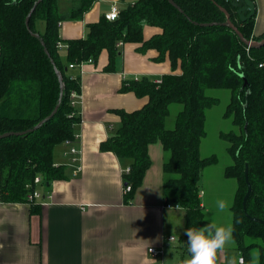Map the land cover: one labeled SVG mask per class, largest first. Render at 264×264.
Returning <instances> with one entry per match:
<instances>
[{
    "label": "trees",
    "instance_id": "16d2710c",
    "mask_svg": "<svg viewBox=\"0 0 264 264\" xmlns=\"http://www.w3.org/2000/svg\"><path fill=\"white\" fill-rule=\"evenodd\" d=\"M94 1L76 0L59 13L58 0H0V134L24 132L0 137L1 198L23 202L37 186L35 176L47 187L63 174L62 166L53 164V148L72 138L79 117L71 94H80L79 77L69 74L66 66L95 61L106 49L107 68H111L118 43L142 42L141 49L158 51L157 59L167 53L171 69L179 66L180 72L163 74L158 83L145 76L124 81L121 91L147 95L148 101L137 110H118L120 124L100 149L130 160L123 182L130 185L126 194L131 196L150 163L147 145L160 141L165 152L163 188L174 192V204L185 210V232L200 228L209 223L198 195L201 170L217 161L214 154L201 157L199 153L206 133L205 111L218 101L206 91L228 89L223 117L230 118L235 129L219 135L226 140L232 160L223 175L237 182L230 208L232 237L243 264L253 263L254 250L259 253L258 264H264V66H258L264 63V44L246 46L223 24L228 15L246 39L260 40L264 33H253L254 17L241 21L232 0H172L181 11L169 0H135L119 9L116 19L102 15L87 25L84 37L67 40L62 61L58 23L80 19ZM33 7L28 29L25 19ZM37 20L44 22L42 32ZM144 23L162 32L143 41ZM56 69L63 84L60 99ZM173 103L181 108L173 127L167 128L165 120ZM57 104L55 113L38 125ZM246 165L251 192L244 211ZM183 239L187 245L185 233Z\"/></svg>",
    "mask_w": 264,
    "mask_h": 264
},
{
    "label": "crops",
    "instance_id": "0c3cea01",
    "mask_svg": "<svg viewBox=\"0 0 264 264\" xmlns=\"http://www.w3.org/2000/svg\"><path fill=\"white\" fill-rule=\"evenodd\" d=\"M74 2L58 0V12H66ZM134 2L95 0L80 19L60 21L57 47L62 61L67 40L84 37L87 25L97 22L112 6L119 10ZM253 2L256 8L253 33L260 35L264 33V0ZM36 26L42 32L44 22L37 20ZM161 32L160 27L144 23L142 39L145 41ZM118 46L111 68H107L106 49L101 50L95 61L72 68L66 66L69 74L79 77L80 94L74 105L79 120L73 125V136L53 148V164L62 166L63 174L52 179L47 187L37 184L36 188L50 197H42L35 204L9 202L0 196V264H186L190 259L191 253L183 239L185 210L180 206H164L175 202L174 192L163 188L165 152L161 142L147 145L150 163L131 196L123 192V174L130 160L99 147L118 128V110H137L148 101L147 95L121 91L123 82L179 73V66L172 70L167 53L157 59L158 51L141 49L142 42H124ZM173 124L172 121L168 126L165 120L167 128ZM71 147L76 149L73 154L69 151ZM224 167L213 179L222 184L215 195L210 190L213 181L209 184L206 176L199 185L201 170L198 195L209 223L213 221L205 213L217 209L213 202L227 201L230 206L223 211L225 218L220 226L231 227L230 208L237 182L223 175ZM224 186H230L227 195ZM170 236L175 240L168 241ZM178 243H182L188 258L179 255ZM148 248L160 253L152 254ZM255 253L256 250L253 256ZM239 256L241 253L233 241L218 253V264L233 261L237 264Z\"/></svg>",
    "mask_w": 264,
    "mask_h": 264
},
{
    "label": "rangeland",
    "instance_id": "374dc122",
    "mask_svg": "<svg viewBox=\"0 0 264 264\" xmlns=\"http://www.w3.org/2000/svg\"><path fill=\"white\" fill-rule=\"evenodd\" d=\"M206 92L209 96L216 97L218 101L217 103H215L213 106H211L209 109L205 111L206 133H205V137L201 138L200 154L203 157L214 154L217 157V162L211 164L212 166L209 165V167L202 170V178L199 182V185L201 181L203 182V176L204 177L206 176L207 180L209 181V184L210 182L212 183L213 181V183L210 184V190L212 191L211 193L215 195L220 190L222 184L218 183L216 180L213 179H215V177L221 174V169L225 165L227 166L228 163L232 162L229 154L225 150L228 144L226 140L220 137L219 133L228 132L230 130H234L235 128L232 125L230 118L223 117L226 104L228 103L230 98V91L228 89H208ZM180 108H181L180 104L173 103L169 105V116L166 119V125L169 126L172 121L174 123V117H175L174 115ZM231 182H235V180L232 179ZM224 187L225 188H223V191L227 195L230 190V186H224ZM213 203L214 205H216L215 202ZM216 210L217 209L213 211H209L208 213H205V215H207V218L213 221V223L220 226L222 220H224L225 218V212H216ZM178 246H179L178 247L179 255H185L184 257L188 258L189 255H186L187 253L184 252L185 248L182 245V243H178ZM185 247L188 248V245H185Z\"/></svg>",
    "mask_w": 264,
    "mask_h": 264
},
{
    "label": "clouds",
    "instance_id": "9594fccd",
    "mask_svg": "<svg viewBox=\"0 0 264 264\" xmlns=\"http://www.w3.org/2000/svg\"><path fill=\"white\" fill-rule=\"evenodd\" d=\"M229 206L225 200L216 202V207L221 212L227 210ZM232 231L230 226H218L211 222L200 228H188L185 235L191 256L186 264H218V253L233 242ZM258 261L259 253L257 252L253 256V264H258ZM232 264H235V261Z\"/></svg>",
    "mask_w": 264,
    "mask_h": 264
},
{
    "label": "water",
    "instance_id": "95a60500",
    "mask_svg": "<svg viewBox=\"0 0 264 264\" xmlns=\"http://www.w3.org/2000/svg\"><path fill=\"white\" fill-rule=\"evenodd\" d=\"M169 1L173 6H175L179 11H181V9L172 0H169ZM232 5L234 7H236V13L239 15V18L241 21L248 20V19L254 17V15H255L256 8H255V4H254L253 0H232ZM33 9H34V7L30 10L29 14L27 15V17L25 19V25L28 29H29L28 20H29V16L31 14V11ZM223 24L228 26L232 30H234V32L236 33V35L238 36L240 41L243 42L246 46L256 47V46H260V45L264 44V38L260 39V40L246 39L243 36V34L238 30V28L236 26H234V24L229 19L228 15H227V18ZM35 35H36V33H35ZM2 56H3V54H2ZM56 74H57L58 79H59L60 84H61V91H60V97H59V99H60L61 95H62L63 84L61 82V74L57 69H56ZM57 107H58V104L54 107V109L50 112V114L46 118H44L43 120H41L39 122L38 125H41L46 119L50 118L55 113ZM21 133H24V132H5V133L0 134V137H4V136L10 135V134H21ZM244 179H245V183H246L247 188H246V192L242 198V208L245 211V203H246V200H247V198L251 192V185L248 181V176H247V165L245 166V169H244ZM251 219L256 220V221H261L260 219L254 218V217Z\"/></svg>",
    "mask_w": 264,
    "mask_h": 264
},
{
    "label": "built area",
    "instance_id": "2783aa9c",
    "mask_svg": "<svg viewBox=\"0 0 264 264\" xmlns=\"http://www.w3.org/2000/svg\"><path fill=\"white\" fill-rule=\"evenodd\" d=\"M118 9L116 8V6H112L110 11L106 12L104 14V17L107 19V20H114L117 18L118 16ZM121 44V43H120ZM87 62H92V59H88ZM82 63L84 62H81L80 64H75V63H69L68 64V67L69 68H72V67H75V66H80ZM258 66H264V63H259ZM160 80L159 78H156L154 79V82L158 83ZM79 97L78 94L76 93H72L71 94V98H72V101H71V104L72 105H75V102L77 100V98ZM70 153H75L76 152V149L74 147H71L70 148ZM129 171V167L125 168L124 172L125 173H128ZM35 184H40L42 182V178L37 175L35 176L34 178V181H33ZM130 190V185L128 184H125L123 186V192L126 193ZM42 197H50L49 193L48 194H44L42 193V191H40L39 189L37 188H34L33 190H30L28 191L26 194H25V197H24V202H26L27 204H34L37 200H41ZM165 207H178L177 204H171V203H166L164 205ZM168 241H173L175 240V238L173 236H170L167 238ZM148 251L152 254H157V253H160V251H156L154 248H148ZM237 264H243V257L242 256H239L238 259H237Z\"/></svg>",
    "mask_w": 264,
    "mask_h": 264
}]
</instances>
